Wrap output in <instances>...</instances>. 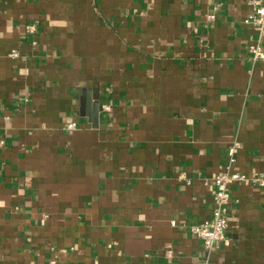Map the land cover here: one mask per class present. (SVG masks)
<instances>
[{
  "label": "crops",
  "instance_id": "0c3cea01",
  "mask_svg": "<svg viewBox=\"0 0 264 264\" xmlns=\"http://www.w3.org/2000/svg\"><path fill=\"white\" fill-rule=\"evenodd\" d=\"M252 11L246 0H0V264H264L262 188L231 185L229 244L208 252L191 232L212 216L229 146L235 170L264 172Z\"/></svg>",
  "mask_w": 264,
  "mask_h": 264
},
{
  "label": "built area",
  "instance_id": "2783aa9c",
  "mask_svg": "<svg viewBox=\"0 0 264 264\" xmlns=\"http://www.w3.org/2000/svg\"><path fill=\"white\" fill-rule=\"evenodd\" d=\"M253 11L246 18L245 22L251 24L257 33L258 37L250 45L249 51L252 58L255 60L264 58L263 39H264V0H246ZM207 18L213 20L215 14H207ZM28 29L31 33L35 31V26L30 25ZM10 56L16 58L19 56L17 50H12ZM102 110L108 114L112 111L110 104H103ZM76 122L67 123L66 129H75ZM239 148L238 142H235L228 148V161L219 167L213 174L212 182L215 186L213 195V209L212 216L198 224L191 227L192 234L202 241L206 251L211 252L221 243L229 244L227 235V208L231 201V185L233 183H249L258 188L264 189V172H258L255 175H249L245 172H240L234 169V164L237 160L236 152ZM178 178L181 181H186L191 184V180L183 173H180ZM55 264V261L52 262ZM199 264H206L204 262Z\"/></svg>",
  "mask_w": 264,
  "mask_h": 264
},
{
  "label": "water",
  "instance_id": "95a60500",
  "mask_svg": "<svg viewBox=\"0 0 264 264\" xmlns=\"http://www.w3.org/2000/svg\"><path fill=\"white\" fill-rule=\"evenodd\" d=\"M85 105V110L87 111V115L91 118L93 126H98L99 121V113H100V103L99 101L95 100L92 102V99L90 97H87L86 100H83ZM90 102L93 105V112H90Z\"/></svg>",
  "mask_w": 264,
  "mask_h": 264
}]
</instances>
